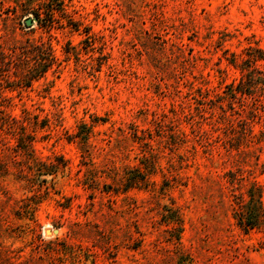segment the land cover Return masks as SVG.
<instances>
[{"label":"rangeland","instance_id":"rangeland-1","mask_svg":"<svg viewBox=\"0 0 264 264\" xmlns=\"http://www.w3.org/2000/svg\"><path fill=\"white\" fill-rule=\"evenodd\" d=\"M263 131L264 0H0V264H264Z\"/></svg>","mask_w":264,"mask_h":264},{"label":"trees","instance_id":"trees-1","mask_svg":"<svg viewBox=\"0 0 264 264\" xmlns=\"http://www.w3.org/2000/svg\"><path fill=\"white\" fill-rule=\"evenodd\" d=\"M51 11L52 9L49 10L45 8V10H43V13L50 14ZM36 15H37V19L39 22L40 21L41 23L45 22L44 18H40L38 12H36ZM48 25H49L48 27H50V25L52 24H48ZM53 61H54V58L50 57L48 60V63L50 64ZM44 67H45V64L40 66V68L39 67L28 68L26 72H24L22 79H25V78L31 79V77H36L40 75V73L45 71ZM21 139L23 141L25 139H28L26 140V142H24L25 143L24 150L28 154H31L33 149H32L30 142L32 141L33 137L30 135H22ZM257 141L259 142L264 141V131L261 132ZM227 176L229 179L228 182H230L231 184H234L235 181L237 182L238 178L235 177L234 172L228 171ZM260 191H261V187L257 183H252V185L248 187L247 191L245 192L248 195V199L244 196L245 194L244 192L233 194L234 195L233 200L236 206L235 211H234V218L236 219L237 225L245 233L248 232L252 228L264 227V204L260 200V196H261Z\"/></svg>","mask_w":264,"mask_h":264},{"label":"water","instance_id":"water-1","mask_svg":"<svg viewBox=\"0 0 264 264\" xmlns=\"http://www.w3.org/2000/svg\"><path fill=\"white\" fill-rule=\"evenodd\" d=\"M32 22H33V21H32L30 18H27V19H26V24H27V25L30 26V25L32 24Z\"/></svg>","mask_w":264,"mask_h":264}]
</instances>
